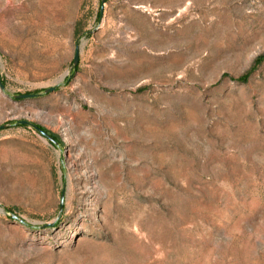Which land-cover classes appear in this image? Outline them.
<instances>
[{"label": "rangeland", "instance_id": "1", "mask_svg": "<svg viewBox=\"0 0 264 264\" xmlns=\"http://www.w3.org/2000/svg\"><path fill=\"white\" fill-rule=\"evenodd\" d=\"M261 56L264 0H0V264H264Z\"/></svg>", "mask_w": 264, "mask_h": 264}, {"label": "water", "instance_id": "2", "mask_svg": "<svg viewBox=\"0 0 264 264\" xmlns=\"http://www.w3.org/2000/svg\"><path fill=\"white\" fill-rule=\"evenodd\" d=\"M101 14H102V9L100 10V17H101ZM95 31V30H93ZM93 31H89L87 33H91ZM78 58H79V49H78V46L76 45L75 47V53H74V57H73V62H72V65L73 67H75L78 63ZM55 90V86H52V87H48L46 88L43 93L47 94V93H50L52 91ZM33 96H36V94H24V95H16V97H19V98H26V97H33ZM22 124H25V125H30L32 127H34L39 133H41L43 136L47 137L48 139L53 140V138L45 131H43L42 129H40L38 126L34 125V124H31L29 123L28 121H21Z\"/></svg>", "mask_w": 264, "mask_h": 264}, {"label": "trees", "instance_id": "3", "mask_svg": "<svg viewBox=\"0 0 264 264\" xmlns=\"http://www.w3.org/2000/svg\"><path fill=\"white\" fill-rule=\"evenodd\" d=\"M262 58H264V56L257 58L256 62H259ZM244 79H246V75L242 77V80H244Z\"/></svg>", "mask_w": 264, "mask_h": 264}]
</instances>
